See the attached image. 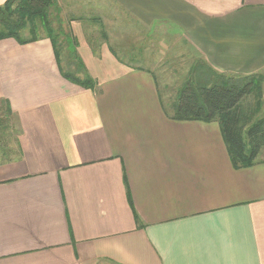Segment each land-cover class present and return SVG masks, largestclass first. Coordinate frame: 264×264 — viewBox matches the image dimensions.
<instances>
[{"label": "crops", "instance_id": "crops-1", "mask_svg": "<svg viewBox=\"0 0 264 264\" xmlns=\"http://www.w3.org/2000/svg\"><path fill=\"white\" fill-rule=\"evenodd\" d=\"M63 1L91 88L62 76L49 38L0 39V264H264V158L235 167L207 122L170 118L154 70L91 30L116 9L132 40L146 28L147 58L248 74L264 0Z\"/></svg>", "mask_w": 264, "mask_h": 264}, {"label": "trees", "instance_id": "trees-1", "mask_svg": "<svg viewBox=\"0 0 264 264\" xmlns=\"http://www.w3.org/2000/svg\"><path fill=\"white\" fill-rule=\"evenodd\" d=\"M54 0H5L0 4V39L14 38L20 44L30 43L42 37L50 39L58 61L62 76L81 86L91 88L93 79L88 75L79 77L77 70L83 69V64L74 44L64 34L61 16L55 14L58 31L52 26L49 13L55 6ZM55 11V8L54 10ZM66 38L67 48L70 51L69 63L73 66L68 70L61 65L58 34ZM216 79L209 84H184L171 105L170 118L174 120H201L218 121L220 134L226 145L228 156L235 167L248 166L254 162L258 149L262 143L254 142L255 134H264V116L244 123L246 113L236 120L233 112L241 111V101L251 94L258 96V108L264 110V75L253 72L239 78H225L222 75H213ZM263 87V88H262ZM256 93V94H255ZM242 112V111H241ZM264 114V113H263ZM218 119V120H217ZM248 120V119H247ZM246 121V120H245ZM242 128H241V125ZM244 134V135H243ZM255 143V147H251Z\"/></svg>", "mask_w": 264, "mask_h": 264}, {"label": "rangeland", "instance_id": "rangeland-1", "mask_svg": "<svg viewBox=\"0 0 264 264\" xmlns=\"http://www.w3.org/2000/svg\"><path fill=\"white\" fill-rule=\"evenodd\" d=\"M55 6L52 8L55 11L51 10L49 13V18H51L52 26L55 28L56 32H59L58 30V23L55 18V14L58 12V16H61L63 19H67L69 15V7L66 5V2L63 0H54L53 1ZM95 10H93L94 12ZM92 11L90 13H86V18H89L88 16L92 15L91 19H95L93 17L95 13ZM96 17H98L99 20H91L94 21V27H92L91 30L97 32H103V33H97L100 34H106L107 39L110 40V45L116 52H118V55L123 57L124 61H127L130 64H133L135 61H139L140 63L134 65V67H141L143 69H152L155 73V79L156 83L160 89V94L163 99L164 105L167 109L171 111V105L174 101L175 95L177 94V91L184 86L185 82H191L194 86L200 85V84H209L210 82L214 81L216 78L213 77V75H222V77L225 78H239L242 77V75H247L245 73H242L241 71L237 72H228L225 70H212V68L207 64L208 60L204 58L202 55L201 57L193 58L190 56V54L187 55V57H175V58H160L159 53L154 58H147V52L152 49L149 47V44L145 42L147 40V30L144 28V32H140L139 34L143 36L145 39L144 42H138L137 37H135V40H132L134 34H137L136 31L139 28L131 27V19L128 15L119 13L116 9H111L110 11H105L103 8L100 9V11H97ZM90 19V18H89ZM64 28L63 32L65 35H67L66 31H68V25L67 21L64 20L63 22ZM126 25V26H125ZM88 26L87 28H89ZM141 29V28H140ZM133 30V31H132ZM164 31L156 32L154 34H151L150 39H152L156 45V47L160 46L162 47V42L164 41L163 36ZM64 35V36H65ZM62 33L58 34V47L60 49V59L61 64L64 65L68 70H72L73 66L69 63L70 60V51L67 48L66 38H69L68 36L65 38ZM167 37V36H166ZM165 37V38H166ZM135 41V42H134ZM169 45V44H167ZM137 47V52L133 50V48ZM158 50V49H157ZM190 56V57H188ZM136 63V62H135ZM200 65L201 68H198L197 65ZM196 67V68H195ZM197 69V70H195ZM258 72L263 73L264 75V67L258 70ZM76 74H78L79 77H81L80 69L76 71ZM250 74V73H248ZM264 86V85H263ZM263 88V87H262ZM264 89V88H263ZM256 94V93H255ZM264 94V93H263ZM258 96L251 94L249 97L243 99L241 101L240 110L233 112L232 115H234V118L237 120L241 114L246 113V118H244L243 122L247 123L250 121L255 120L256 118H259L261 116H264V110L262 108H258ZM264 97V96H263ZM248 119V120H247ZM218 120V119H217ZM246 120V121H245ZM207 122V121H205ZM241 125V124H240ZM242 128V125H241ZM203 132H214L217 130V134H220V129L218 125V121L213 120L207 122V124L202 125ZM244 135V134H243ZM4 136V134H0V138ZM255 140L254 142H260L262 143V147H260L259 152H257V156L254 160H258L260 158H264V134H255L254 135ZM6 140L5 136L2 138ZM256 144L251 143V147H255ZM2 156H0L1 158Z\"/></svg>", "mask_w": 264, "mask_h": 264}]
</instances>
